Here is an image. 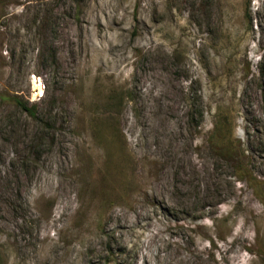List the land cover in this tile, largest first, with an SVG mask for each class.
<instances>
[{"label":"rangeland","instance_id":"1","mask_svg":"<svg viewBox=\"0 0 264 264\" xmlns=\"http://www.w3.org/2000/svg\"><path fill=\"white\" fill-rule=\"evenodd\" d=\"M0 264H264V0H0Z\"/></svg>","mask_w":264,"mask_h":264},{"label":"trees","instance_id":"2","mask_svg":"<svg viewBox=\"0 0 264 264\" xmlns=\"http://www.w3.org/2000/svg\"><path fill=\"white\" fill-rule=\"evenodd\" d=\"M4 99H8L14 105H16L20 110L26 112L31 117H37V109L35 105L30 106L26 101L22 100L18 96H6Z\"/></svg>","mask_w":264,"mask_h":264}]
</instances>
